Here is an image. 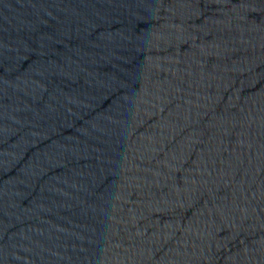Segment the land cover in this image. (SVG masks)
<instances>
[{"label": "water", "instance_id": "95a60500", "mask_svg": "<svg viewBox=\"0 0 264 264\" xmlns=\"http://www.w3.org/2000/svg\"><path fill=\"white\" fill-rule=\"evenodd\" d=\"M0 264H264V0H0Z\"/></svg>", "mask_w": 264, "mask_h": 264}]
</instances>
